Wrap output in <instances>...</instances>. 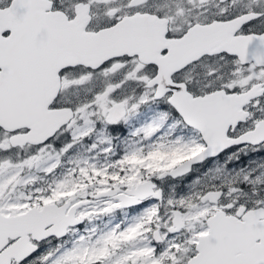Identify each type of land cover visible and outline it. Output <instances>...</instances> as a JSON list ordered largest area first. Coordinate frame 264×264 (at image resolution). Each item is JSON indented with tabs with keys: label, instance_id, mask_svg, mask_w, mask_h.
<instances>
[{
	"label": "snow or ice",
	"instance_id": "snow-or-ice-1",
	"mask_svg": "<svg viewBox=\"0 0 264 264\" xmlns=\"http://www.w3.org/2000/svg\"><path fill=\"white\" fill-rule=\"evenodd\" d=\"M0 264H264V0H0Z\"/></svg>",
	"mask_w": 264,
	"mask_h": 264
}]
</instances>
